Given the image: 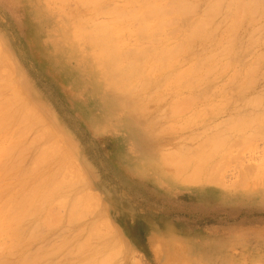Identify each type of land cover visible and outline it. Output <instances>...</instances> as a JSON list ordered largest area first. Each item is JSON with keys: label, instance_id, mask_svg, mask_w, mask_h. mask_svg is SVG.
I'll list each match as a JSON object with an SVG mask.
<instances>
[{"label": "rangeland", "instance_id": "374dc122", "mask_svg": "<svg viewBox=\"0 0 264 264\" xmlns=\"http://www.w3.org/2000/svg\"><path fill=\"white\" fill-rule=\"evenodd\" d=\"M107 1L111 3V0L104 1L108 5L104 8L110 6L113 8V5L108 4ZM115 1L112 0L115 5L123 1L126 2V0ZM214 1L189 0L188 2L194 5L195 13L193 11V14L188 15L187 19L191 16L190 19L192 20L186 19L189 21L187 22L183 19L186 17H183V23H180L182 17L180 16L176 19L179 21L175 22L174 28L177 30L176 27L179 25L180 29L186 30L188 27L186 24L206 13L207 5L210 7ZM260 1L256 5L258 8L255 7L257 10L253 7L255 11L250 13L251 9L248 10L249 8H247L248 11L244 14L242 10L246 8H240L242 7L241 4H239L240 6H233V8L228 6L229 3L226 1L222 4L220 2V8H222L217 9L216 11L220 10L219 13L215 11L213 16L219 15L214 16V19L212 18L213 26H209V30H207V35L211 33L206 36L209 40L202 36V39L201 37H199L200 39H193L191 46L190 44L187 45L190 49L186 47L188 50L185 49L184 54L182 53L177 58L180 68L174 67L166 71V78L172 76L170 79L167 78V83H164V72L155 73V78V74L148 71L150 67L147 64V68L142 67V71L145 70L139 78L141 83L144 82L145 88L142 83L143 89L138 85L132 89L131 87H121L116 82L113 71L107 68L106 61L102 56L103 43L97 38L90 39V36L84 35L90 31H85L82 34L76 30L71 9L62 6L60 0H0V56H2L0 58H6L4 61L7 62L8 66L0 59V64L2 62L3 66L0 67L2 68V70L0 69L2 72L0 80L3 85L5 83V85L9 84V87L11 85L18 86L15 87L17 91L15 88L7 90L12 88L4 86L7 87L5 89L0 86V90L3 88L6 90L0 91L3 92V94L0 93L3 95L0 100H9L3 101L0 105L5 103L3 107L8 106L9 109L11 108L10 111H19V115L22 113L23 116L20 115V117L23 118L22 122L25 121V127L30 125L27 124L29 117L31 121L33 119V124L29 121L31 123V126L28 127L29 131H25L27 129L25 128L24 131H21L23 134L19 132L21 129L15 130L17 129L16 126L11 127V130L9 129V132L12 131V133L15 130L13 136L12 133L3 132L5 133L2 134L5 135L4 138L0 134V138H4L3 140L0 139V144L2 143L0 146V148L2 147V150L0 149V168L4 170L7 166V170L5 169L3 173L0 169V217L3 215L2 221L0 220L3 227L0 229V244L2 246H0V250H3V252L0 251V264H19V262L20 264H76V262L79 264L80 254L77 253L76 248L92 243H94L92 247L101 248L100 250H104L106 246L104 243H108V246L112 243L110 248L105 249V251L107 250L108 253L109 249L114 247V251L112 250L111 253L118 252L119 254H115L113 256L115 261L111 260L113 263L110 262L109 264H264V137H262L264 132L260 131V128H258L260 134L257 131H252L262 122L257 126L253 124L254 127L249 125L252 130L249 128L245 130L247 133L253 132L252 137L258 134L256 137L259 139L250 136L248 139L250 144L247 143L248 141L246 143L244 141L248 137L245 131L247 136L244 138L240 136L241 133H238L240 135L237 136L238 134L233 131L228 132V128H226L229 127L226 125L232 119L234 122L235 118L238 119L240 116L246 118V116L257 115L259 117L264 111V103L262 104L264 102V63L263 61H261L262 63L258 62L259 55L261 57L262 52L264 55V1ZM125 2L121 4H125ZM105 3L104 5H106ZM119 5L116 6L117 8L115 7L117 10L125 9V5H122L121 8ZM259 5L263 8H260ZM235 7H239L238 9L241 11L236 12ZM229 8L232 12L228 11ZM240 14L241 16H239ZM83 15L85 13L81 16ZM223 18H225V22H222ZM97 19L100 20V23L103 20L107 23L106 20L109 18L99 15ZM234 21L236 23H233ZM91 26L90 29H92ZM129 26H125L129 29L124 27L125 29L121 32L120 40L122 39V42H120L124 45H121L122 47H126V49L133 47L136 51L154 46V44L149 45L151 42L149 41V43L148 39H139L142 40L143 46L136 39L137 27L133 25L136 27L134 29L133 26ZM184 26H187L186 29ZM214 26L215 28H213ZM167 30L170 33L169 28ZM181 32L177 31L179 34H174L181 36L183 34ZM164 34L167 35V32ZM166 35H161V37ZM168 37V39L163 38V44L165 41L167 42L166 45H169L168 41L173 40V34L172 37L171 34ZM134 39L136 40L134 41ZM193 42L194 44H192ZM138 44H142V46H137ZM222 48L227 50L225 52H223L224 50L219 51ZM155 49L153 48L152 51L150 49L151 55L154 52L157 53L158 49H156L157 51ZM218 51L223 53L218 54ZM215 52L217 57L223 54H227V57L219 56L222 59L215 64L213 63L214 66L212 63L206 65L202 77L192 79L191 82L193 80L196 82L194 81L190 87L185 86L184 88L188 87L191 90L173 88L177 83V81L174 82L175 79L178 80L176 74L178 68L185 69L197 58L207 59ZM156 55L152 60H157ZM216 65L217 67H215ZM248 67L252 71L249 72ZM146 69L149 74L145 73ZM209 69H213V71L211 70L213 73ZM174 73L176 76L173 78ZM162 74L164 76L161 78ZM171 79H174L172 82L175 84L170 82ZM156 80L160 81L166 88H162L160 91L162 84L159 82L160 86L159 84L157 86L159 90L155 87L156 90L152 91L157 85ZM2 84L0 82V85ZM169 86L170 88H168ZM18 89L20 90L18 91ZM151 94L155 97V101L160 103L159 105H157L158 103L149 105L144 101L143 98ZM155 94L159 96L156 97ZM14 95L22 102H17V105L20 104L19 106L15 103L18 99L15 97L14 99ZM190 95L192 100L188 98ZM8 96H12L13 100ZM186 96L188 97L185 98ZM254 97L256 100L259 97V102H261V105L260 103L257 104L258 107L255 105L256 108L253 107L254 104L252 105ZM10 100H12L13 106H9ZM179 100L184 101L185 104L189 102L193 105L188 104L186 107L184 102H181L183 104L181 107L180 103L177 102ZM249 100L251 106L247 103ZM174 103L176 105L173 106ZM177 105L178 108L180 107L179 110H183L184 113L179 111L181 114L179 112L177 115L174 114L172 110L175 106L177 108ZM22 108L23 111L28 108L27 112H29L26 114L29 117L21 112ZM166 111H169L168 114ZM169 113H173L174 116ZM166 115H170L169 118ZM197 115L201 116L195 118ZM34 119H36L35 121L40 120L36 127L35 123L37 124V122ZM172 119H176V121ZM41 122L44 123L43 128L45 126L48 128L39 129ZM35 128H38L36 134L39 130L41 134H44L40 135L41 140L39 139V142L37 138L40 137H36L34 134ZM220 130L227 131L222 133ZM217 132L221 142L224 141L223 136L227 134L226 143L224 142L225 148L220 149L222 152H216L217 156L213 154L215 158L212 156L206 160L207 162L204 161L206 162L204 163L205 167H207L201 170L204 174L202 175L200 172V178L198 177L199 180L203 181L198 182L196 180L197 182L193 181L196 184H190L191 182L188 181V183L183 177H181L182 179H179L180 177L175 179L177 176H173V171L169 169L166 157L169 158L172 155L187 157L189 155L190 158L191 154L201 148V143L203 144L207 137L216 136ZM244 132H242L243 135ZM0 133H2V129ZM25 136L27 137L25 138ZM50 137L56 140L54 143L58 140L60 144L52 145L53 139ZM21 138L25 139V142H21ZM240 138L241 140L244 138V140L241 141ZM45 139L47 140L45 141ZM33 140H36V145ZM19 141L21 145L18 143ZM42 141L44 142L40 143ZM243 141L244 144H242ZM15 143L20 145L21 152H19L17 144L18 148L15 147ZM46 143L51 144L47 145ZM230 143L235 145L229 146ZM7 145H10L8 150H6ZM239 146L242 149V151L240 148L237 149L239 153L232 150ZM16 148L18 152L15 151ZM226 148L229 149L226 150ZM230 149L232 153L227 152ZM37 152L39 155H36ZM223 153L229 154V156L223 155ZM40 154L42 155L40 156ZM234 154H237L236 157ZM13 155L19 157L12 160ZM6 157L8 159L10 157V159L8 160ZM161 157L166 158L164 160L166 164L163 163L167 165V169L160 162ZM226 157L231 158L227 161ZM214 159L217 163H214ZM220 159H222L221 162ZM18 161L21 162L20 165ZM225 161L226 165L223 164ZM228 163L229 165H227ZM63 164H66L65 167ZM254 164H257V167L259 166L261 169L256 168ZM66 167H68L67 170ZM52 168H55L54 171L56 172ZM254 168L255 170H253ZM204 169H207L209 173ZM214 170L216 172L212 174ZM32 171L33 173L36 172V175L32 174ZM252 171H254V175ZM37 174L42 175L38 176ZM201 175L206 177L208 175L211 178L213 176L214 179L212 180L214 181L210 183V177L207 179L204 176L205 179L204 177L201 178ZM48 176L51 178L49 179ZM46 179L52 181L47 182L48 184L45 183L46 185L42 184ZM23 180L25 182H22ZM36 180L40 181L37 182ZM243 180H246L244 181L246 183ZM200 182H203L204 185ZM36 185L38 188L35 187ZM240 185L241 187H239ZM42 190L44 191L42 192ZM90 195L93 198L92 200L90 198L92 203H88L89 200H87L88 197H91ZM60 197L64 198L60 199ZM84 197L87 198L84 202L86 206L81 204ZM68 199L70 200L68 201ZM71 201L76 204H72ZM78 201L82 207L78 205ZM48 204L50 205L47 207ZM39 206L42 209L39 208L38 210ZM73 207L75 209L71 211ZM46 208L53 209V213ZM18 210L23 215H20ZM48 212L51 214L50 217L46 215ZM6 213L9 215L7 216ZM13 213L17 214V218ZM78 213L80 216L76 215ZM15 218L17 220H14ZM7 223H9V227ZM105 224H107L106 227ZM64 249L68 250L66 251L67 255Z\"/></svg>", "mask_w": 264, "mask_h": 264}, {"label": "bare ground", "instance_id": "6f19581e", "mask_svg": "<svg viewBox=\"0 0 264 264\" xmlns=\"http://www.w3.org/2000/svg\"><path fill=\"white\" fill-rule=\"evenodd\" d=\"M104 1H106V0H60V2H61V5L62 6H65V7H68V8H70L71 10V12L73 13V15H74V25H75V27H76V30H78V31H80L82 34H84V32L85 31H90L88 34H84L86 37H89L90 39H92V38H97L99 41H101V43H103V48H102V56H103V58H104V60L106 61L105 63H106V66H107V68H109V70H112L113 71V74H114V76H115V79H116V82L121 86V87H131L132 89L134 88L135 89V86H141L142 85V83H143V85H144V82L142 81V83H141V79H139L141 76H142V72L145 70H143L142 71V67H146V65L147 64H149V65H147L148 67H150V69L148 70L151 74H155V73H162V72H164L163 74L165 75L166 74V71L167 70H171L172 68H174V67H179V62H177V58L180 56V55H182V53L185 51V49L186 50H188L187 48H189L190 49V47H188L189 46V44H190V46H191V41H193V39H200L199 37H201V39H202V36L204 37V38H206V36H209L211 33H209L208 35H207V30H209L208 28H209V26H213V23H211V21H213L212 20V18L214 19L215 17H217V16H213V14H215V11L217 10V9H221L220 8V4H222V2H224L225 3V1L227 2V3H229V4H227L228 6H240L239 4H241V6L242 7H240V8H242V9H245V10H242V12H243V14L244 13H246V11H248V10H250L251 9V11H250V13L252 12V11H255V10H257V9H255V7H256V5L258 4V2H261L260 0H212V1H214V3L213 4H211V6L210 7H208V5H207V7H206V13H204L202 16H200L199 18H197L196 20H194L193 22L191 21L190 23H187L186 25H188V27H187V29H186V27H185V29L186 30H184V29H180L179 28V25H178V27H176L177 28V30L174 28V24H175V22H177V21H179V19L178 20H176L178 17H180V16H182L181 17V21H179L180 23H183V21H182V18L183 17H186V18H183V19H187V16L188 15H192L193 14V11H194V8H193V6L194 5H192L191 3H189L188 1L189 0H126V2L125 1H123V2H125V4H121V3H123V2H120L119 4H121V5H119L120 6V8L122 7V5H125V9L123 10V8L120 10V9H116L117 7L116 6H118V5H115L113 2H112V0H111V3L110 2H108V4H112L113 6V8H104V7H108V5H107V3H105ZM110 1V0H109ZM114 2H116L115 0H113ZM118 1H121V0H118ZM117 1V2H118ZM242 1V2H241ZM264 1V0H263ZM221 2V3H220ZM102 3H103V5H104V3L106 4V5H102ZM210 3H212L211 1H210ZM209 3V4H210ZM220 3V4H219ZM218 4H219V6H218ZM224 5V4H223ZM226 5V4H225ZM264 5V4H263ZM262 5V6H263ZM217 6H218V8H217ZM222 6V5H221ZM116 7V8H115ZM226 7V6H225ZM253 7H254V9L255 10H253ZM259 7H260V5H259ZM231 8V7H230ZM230 8H229V10L228 11H231L230 10ZM234 8V7H233ZM236 8V7H235ZM239 8V7H238ZM238 8H236V12L237 11H241L240 9H238ZM247 8H249L248 10H247ZM256 8H258V7H256ZM260 8H263V7H260ZM228 9V8H227ZM204 11H205V8L203 9ZM203 10H202V13H203ZM220 11V10H219ZM219 11H216V12H218L219 13ZM198 12V11H197ZM232 12V11H231ZM231 12H230V15H231ZM241 12V13H242ZM83 13H85V15H87V16H85V15H83V16H81ZM194 13H195V11H194ZM250 13H247V14H250ZM234 14V12L232 13V15ZM236 14V16H238L237 15V13H235ZM99 15L100 16H106V17H108L109 19L108 20H106V21H108L107 23L106 22H103V21H101V23H100V20L99 19H97V17H99ZM211 15H212V17H211ZM225 15V14H224ZM224 15H223V17H224ZM226 15H228L227 13H226ZM229 16V15H228ZM235 15H233V17H234ZM239 16H241V14L239 15ZM82 17H83V19H82ZM190 17L191 16H189L188 18L189 19H187V20H192V19H190ZM193 17H194V15H193ZM210 17H211V19H210ZM232 17V16H231ZM225 18H226V16H225ZM225 18H223L222 20V22H225ZM85 19V20H84ZM236 19V18H235ZM238 19V18H237ZM99 20V22H97ZM186 20V21H187ZM189 21H187V22H189ZM85 23H86V25L89 27L88 29L86 28L87 26L85 25ZM88 23V24H87ZM232 23V22H231ZM233 23H236L235 21L233 22ZM232 23V24H233ZM211 24V25H210ZM92 25V26H91ZM129 25H131V26H133V25H135L136 27H137V35H136V39H137V41H140L139 39H142V40H147L148 39V42L150 43H148L149 45H152V44H154V46H148L147 48H143V49H139V50H136V47H135V50L136 51H134V48L133 47H129V49H126V47L124 48V47H122V46H124V45H122L121 44V40H120V37H121V35H122V30L123 29H125V28H127V29H129L128 27H125V26H129ZM176 25V26H177ZM184 25V24H183ZM90 26H91V28L92 29H90ZM135 26H133L134 27V29L136 28ZM125 27V28H124ZM130 27V26H129ZM85 28V29H84ZM132 28V27H131ZM169 28V30H170V33H168V29ZM213 28H215V26L213 27ZM178 29H180V30H178ZM212 29V28H211ZM210 29V30H211ZM84 30V31H83ZM167 30V31H166ZM182 30H184V31H182ZM213 30V29H212ZM136 31V30H135ZM177 31L180 33L181 31L183 32V34H182V32H181V36H177L176 34H174V33H177ZM131 32V31H130ZM129 32V33H130ZM164 32H167V35L169 34H171V37H172V34H173V40L171 41V40H167L169 37V35L167 36L166 34H164ZM128 33V32H127ZM128 33V34H129ZM133 33V32H132ZM131 33V34H132ZM179 33H177V34H179ZM127 34V35H128ZM125 35H126V33H125ZM161 35H166V36H164V37H166L167 39V41H168V43H170L169 45H166V43L167 42H165L164 41V44H165V46H164V44H163V38L161 37ZM174 35H176V36H174ZM125 37V36H124ZM175 37V38H174ZM123 38V37H122ZM130 38H131V36H130ZM135 38V37H134ZM203 38V39H204ZM210 38H211V36H210ZM133 39V38H132ZM136 39H134V41L136 40ZM206 39H208V38H206ZM213 39V38H212ZM131 40V39H130ZM141 40V41H142ZM165 40V39H164ZM209 40V39H208ZM121 41V42H120ZM132 41V40H131ZM136 41V42H137ZM140 41V42H141ZM195 41V40H194ZM204 41V40H203ZM127 42V41H126ZM130 42V41H129ZM143 42H146V41H143ZM202 42V41H201ZM212 42V41H211ZM132 43V42H131ZM131 43H129V44H131ZM135 43V42H134ZM133 43V44H134ZM142 43V42H141ZM147 43V42H146ZM125 44V43H124ZM137 44V43H136ZM136 44H135V46H136ZM143 44V43H142ZM142 44H138L137 46H142ZM192 44H194V42L192 43ZM122 45V46H121ZM188 45V46H187ZM128 46H130V45H128ZM143 46H144V44H143ZM149 47H150V49H151V51H152V49L154 48H156V49H158V51H157V53H153L152 55H151V51H150V49H149ZM187 47V48H186ZM128 48V47H127ZM130 48H133L132 50L130 49ZM131 50V51H130ZM223 51V52H225V50H227L226 48L225 49H220L219 51ZM217 52L218 54H222L223 52ZM2 53V52H1ZM217 53L215 52V54H212L209 58H207V59H205V58H200V59H196L195 61H193L194 63H190L189 64V66L188 67H186L185 69H179L178 68V71H177V77H178V80L177 79H175V81L174 82H176L177 81V83L175 84V83H173L172 81L174 80V79H171V83H173V84H175V86H173V88H182V89H184L185 88V86H191L192 85V82H194L195 80H193L192 82H191V80L192 79H195L196 77H198V79L199 78H201L202 77V72H203V69H205V66L206 65H208V64H210L211 65V63H212V65H213V63L215 64V63H217L218 62V60H220V59H222L223 57V55L222 56H220V57H222V58H220L219 56L217 57ZM227 53H228V51H227ZM155 54H157L156 55V58H157V60L156 59H153L152 60V58H155ZM184 54V53H183ZM3 55V54H2ZM227 54H225L224 56H226ZM0 57H2V56H0ZM183 57V56H182ZM227 57V56H226ZM217 58V59H216ZM1 59V58H0ZM6 59V58H5ZM4 58H2L1 60H3L2 62L4 63V64H6V66H7V62H5L4 60H5ZM258 59V58H257ZM0 60V61H1ZM214 60H217L216 62L214 61ZM185 61V60H184ZM261 62V61H263V63H264V55H263V52H262V54H261V57H260V55H259V60H258V62ZM2 62H1V66L0 67H3L2 66ZM183 62V61H182ZM181 62V63H182ZM186 62V61H185ZM189 62V61H188ZM258 62H256V58H255V63L257 64ZM8 63H9V61H8ZM184 63V62H183ZM262 63V62H261ZM260 64V63H259ZM214 66V65H213ZM8 67V66H7ZM6 67V68H7ZM208 67V66H207ZM211 67V66H210ZM215 67H217V65L215 66ZM147 68V67H146ZM171 68V69H170ZM182 68V67H181ZM249 68V67H248ZM248 68H246V69H248ZM1 70H2V68H0ZM9 69V68H8ZM214 69V68H213ZM213 69H211L212 71H213ZM226 69V68H225ZM251 68H249V72L250 71H252V70H250ZM1 70H0V74H2V72H1ZM9 70H11V69H9ZM180 70H182V71H180ZM210 70V69H209ZM210 70V71H211ZM148 71H147V69H146V71H145V73L146 74H149L148 73ZM208 71V70H207ZM211 71V72H212ZM248 71V70H247ZM169 72H171V71H169ZM176 72V71H175ZM205 74L206 73H209V72H204ZM213 73V72H212ZM8 74V73H7ZM160 74H157V75H159L160 76ZM161 75V78H162V76H164V75ZM175 74V73H174ZM176 74L173 76V78L176 76ZM211 73H209V75H210ZM247 75H250V74H248V73H246ZM245 74V75H246ZM167 75V74H166ZM166 75H165V77H163V79L165 78V80H164V83H167V78L168 79H170V78H172V76L169 78L168 76H167V78H166ZM201 75V76H200ZM6 76V75H5ZM156 76V74L154 75V77ZM204 76V75H203ZM206 76V75H205ZM208 76V75H207ZM151 77H153V75H151ZM194 77V78H193ZM4 78V77H3ZM7 78V77H6ZM156 78V77H155ZM139 79V80H138ZM202 79H204V78H202ZM158 80V79H157ZM156 80V81H157ZM167 80V81H166ZM248 80H249V78H248ZM155 81V83H157V85L156 86H154V88L156 87L157 89H158V84H159V82L157 81L156 82ZM166 81V82H165ZM0 82H1V84H2V81L0 80ZM11 82H12V80H11ZM11 82H9L10 84H11ZM16 82V81H15ZM196 82V81H195ZM197 82H198V80H197ZM201 82V81H200ZM202 82H204V81H202ZM7 83V82H6ZM161 83V82H160ZM169 83V82H168ZM249 83V82H248ZM146 84V83H145ZM149 84H150V82H149ZM162 84V83H161ZM9 85V84H8ZM8 85H5V83H4V85L2 84V85H0L1 87L3 86H8ZM13 85H14V83H13ZM167 85V84H166ZM169 85V84H168ZM167 85V86H168ZM171 86H172V84H170ZM199 85V84H198ZM10 86V85H9ZM8 86V87H9ZM147 86H148V83H147ZM159 86H160V84H159ZM1 87H0V89H1ZM16 86H12L11 85V87H9V88H12V89H7V87L5 88V89H7V90H13L14 88H15ZM18 87V86H17ZM16 87V88H17ZM142 87V86H141ZM141 87H139V88H141ZM144 88H145V85L143 86ZM143 87H142V89H143ZM3 88V89H4ZM16 88H15V90H16ZM156 88L155 89H153L152 91H155L156 90ZM160 88V87H159ZM162 88H166V86L164 87L163 86V84L161 85V88H160V91H161V89ZM168 88H170V86L168 87ZM0 90V91H6V90ZM126 89V88H125ZM150 89V88H149ZM186 89H189L188 87L186 88ZM186 89H184V90H186ZM20 89H18V91H19ZM159 90V89H158ZM178 90V89H177ZM184 90H182V91H184ZM189 90H191V89H189ZM195 90V89H194ZM17 91V90H16ZM163 91V90H162ZM174 91H176V90H174ZM181 91V90H180ZM204 92V91H203ZM0 93H2L3 94V92H0ZM9 93V92H8ZM14 93V92H13ZM18 93V92H17ZM20 93V92H19ZM181 93V92H180ZM1 94V95H2ZM4 94H6L5 92H4ZM154 94V93H153ZM0 95V98L1 97H3V95L1 96ZM10 95V94H9ZM17 95V94H16ZM156 95V94H155ZM169 95H171V94H169ZM173 95H174V92H173ZM19 96V95H18ZM143 96H145V95H143ZM157 96H159V95H156V97ZM8 97H10V96H8ZM12 97V96H11ZM10 97V99H12L13 100V98L15 97L16 99H18V97H16L15 95L13 96V98H11ZM173 97V96H172ZM176 97H178V96H176ZM188 96H186L185 98H187ZM193 97V96H192ZM201 97H203V96H201ZM207 97V96H206ZM4 98H6V97H4ZM14 98V99H15ZM175 98V97H174ZM182 98H184V97H182ZM190 100H192L191 99V95L188 97ZM194 98H195V95H194ZM259 98V97H258ZM257 98V100H256V97H254L253 98V100H252V105H253V107L254 108H256V107H258V105H259V103H260V105H261V102H259L260 100ZM144 101L146 102V103H148L149 105H152V104H154V103H158L157 101H155V97H153V95L151 94L150 96H145L144 98ZM206 99V98H205ZM209 99H211V98H209ZM261 99V98H260ZM7 100L8 99H5V100H3L2 99V101L0 100V103H2L3 101H6L7 102ZM12 100H10L11 102H9V106L10 105H12ZM161 100V99H160ZM159 100V101H160ZM193 100H195V99H193ZM199 100V99H198ZM204 100V99H203ZM256 100V101H255ZM9 101V100H8ZM172 101H173V99H172ZM258 101V102H257ZM261 101H262V99H261ZM17 102H20V103H22L19 99H18V101H16L15 103H16V105H17ZM161 102V101H160ZM171 102V101H170ZM178 103H180V106L182 107V105L184 104V105H186V107H187V105L189 104V105H193V104H190L189 102H188V104H185V102L184 101H177ZM181 102H184L183 104L181 103ZM196 102H197V100H196ZM246 102V101H245ZM251 101L249 100L247 103H249L248 105H250L251 106V103H250ZM177 103V104H178ZM187 103V102H186ZM247 103H244V104H247ZM264 102H262V104H263ZM5 104V103H4ZM3 104V105H4ZM160 103H158L157 105H159ZM182 104V105H181ZM203 104V103H202ZM258 104V105H257ZM3 105L1 104L0 105V131H1V129H2V133H0L1 135L2 134H5V133H3V132H8V133H12V131L11 132H9V129L11 130V127L13 128V126H16V128L17 129H15V130H20L19 132L21 133V131H24L25 130V128H27L25 131H27L28 130V127H30L31 126V123L29 122V121H31L30 120V117L27 115L28 114V112H27V109H24V111L26 110V112H24L23 111V108H25V107H23L22 108V111L21 112H23V114L25 115L26 113V115L29 117V121H27V124H30V125H27V127H25V125L24 124H26L25 123V121L24 122H22V117H20V115L22 114H20L19 115V111H17V110H15V111H10V109L8 108V106L6 107V106H4L3 107ZM15 105V104H14ZM20 104H18L17 106H19ZM156 105V104H155ZM174 105H176V103H174L173 104V106ZM179 105V104H178ZM178 105H177V108H175L174 107V110H172L173 109V106H172V111H174V114H179L180 112L179 111H183V110H179L180 109V107L178 108ZM255 105H256V107H255ZM13 106V105H12ZM28 106V105H27ZM197 106V105H196ZM203 106V105H202ZM185 107V106H184ZM188 107H191V106H188ZM193 107V106H192ZM201 107V106H200ZM246 107H249V106H247L246 105ZM3 108V109H2ZM9 110H8V109ZM20 108H21V106H20ZM30 108V107H29ZM202 108V107H201ZM17 109V108H16ZM183 109V108H182ZM190 109V108H189ZM215 109V108H214ZM33 110V109H32ZM168 110H169V108H168ZM195 110H196V108H195ZM169 112V111H168ZM168 112L166 111V113L168 114ZM179 112V113H178ZM191 112V111H190ZM196 112H197V110H196ZM213 112V111H212ZM33 113V112H32ZM31 113V114H32ZM182 113H184V111L182 112ZM199 113V112H198ZM197 113V114H198ZM204 113V112H203ZM263 113H264V111H262V116L260 115V114H258V115H260L259 117L257 116V115H251V117L250 116H246V118L244 117H242V116H240V118L238 117V119H236L235 118V121L234 122H232V120L230 121L231 122V124H230V122L226 125V126H229V127H226V128H228L227 130H228V132H230V131H233V132H235L236 134H238V133H241L242 135H240V134H238L237 136H242V137H246L247 135H248V137H247V139L245 138V140H244V138L242 139V140H244L245 141V143L248 141V139H250V136L252 135V133H250L249 131V133H247L245 130L247 129L248 130V128L250 129V127H249V125L251 126H253V124H254V126H257V124H260L261 122V124L258 126V127H254V129L255 128H257L256 130H252V129H250V130H252V131H257L258 132V128H260V131L262 130V132H264L263 130H264V127H263V125H264V115H263ZM30 114V113H29ZM36 114V113H35ZM170 115H173V113H169ZM181 114V113H180ZM33 115V114H32ZM170 115H166L168 118H169V116ZM175 115V116H176ZM21 116H23V115H21ZM31 116V115H30ZM174 116V115H173ZM180 116V115H179ZM201 116V115H200ZM200 116H196L195 118H199ZM257 116V117H256ZM28 117H27V119H28ZM33 117H34V115H33ZM172 117V116H171ZM178 117V116H177ZM37 118H38V115H37ZM174 118V117H173ZM171 119V118H170ZM36 119H34V121H35ZM172 120H175L176 121V119H172ZM195 120V119H194ZM193 120V121H194ZM32 121H33V119H32ZM31 121V122H32ZM40 120H38V121H35V122H37V124L35 123V127L37 126V125H39L38 123H40L39 122ZM178 121V120H177ZM172 122V121H171ZM255 122H256V124H255ZM42 123V122H41ZM252 123V124H251ZM32 124H33V122H32ZM43 124L44 123H42L41 124V126L40 127H38L39 129L41 128V129H44L45 127L46 128H48L47 126H45L44 128H43ZM230 124V125H229ZM225 125V124H224ZM262 125V126H261ZM19 126H21L19 129H18V127ZM177 126V125H176ZM179 127V126H178ZM223 127H225V126H223ZM222 127V128H223ZM253 127H251V128H253ZM15 128V127H14ZM34 128V127H33ZM37 128V129H38ZM173 128V127H172ZM262 128V129H261ZM36 128H35V133L34 134H36V130H37ZM170 129V128H169ZM224 129V128H223ZM229 129H231V130H229ZM8 130V131H7ZM13 130V129H12ZM15 130H14V132H15ZM34 130V129H33ZM227 130H220L222 133L223 132H225V131H227ZM29 131V130H28ZM40 131V130H39ZM39 131H37V134H36V137H40V135H44V134H41V131L39 132ZM49 131H50V129H49ZM48 131V132H49ZM174 131V130H173ZM219 131V132H220ZM247 133V135H245V132ZM12 133V136H13V134H15V133ZM18 132V133H19ZM44 132V131H43ZM167 132V131H166ZM220 132V134H222ZM232 132V133H233ZM242 132H244V135H243V133ZM256 132V133H257ZM261 132V133H262ZM7 133V134H8ZM45 133H46V131H45ZM255 133V134H256ZM16 134H17V132H16ZM21 134H23V133H21ZM26 134V133H25ZM48 134V133H47ZM50 134V133H49ZM250 134V135H249ZM255 134H253V135H255ZM258 134H260L259 132H258ZM258 134H256V136L258 135ZM27 135V134H26ZM229 136H230V134H228ZM231 135H233V134H231ZM4 138H5V135H2ZM7 136V135H6ZM11 136V135H10ZM10 136H8V137H10ZM33 137L35 136V135H32ZM255 136V137H256ZM260 137L262 136V134L261 135H259ZM18 137V136H17ZM27 136H25V138H26ZM31 137V136H30ZM43 137V136H42ZM222 137V136H221ZM224 138V141L222 140V142H221V139H220V136H219V134H218V132H217V135L216 136H214L213 135V137H207V139H206V141L202 144L201 143V148L198 150V151H194L195 153H193V154H195V155H193V154H191V157L189 158L188 156L186 157H181L182 155H180V156H174V155H170L171 157H166L167 158V163H168V167H169V169H171L172 171H173V176L175 177V176H177L175 179H177V178H179V179H182L181 177H183V179H185V181H190L191 183L190 184H192V183H195L196 184V180H198V182L199 181H203V180H199L198 179V177H199V174H200V172H201V170H203V168L205 167V164L204 163H206L207 161L206 160H208L210 157H212L213 156V154L214 155H216L217 153H218V151L220 152L221 150L220 149H223V148H225L224 146V142H225V140H227V134L225 135V136H223ZM241 137V138H242ZM254 137V136H253ZM252 136H251V138H253ZM254 137V139H256V138H258V137H256L255 138ZM262 137H264V135L262 136ZM4 138H0V139H4ZM20 138V137H19ZM23 138V137H22ZM20 139V140H22L21 142H23L24 140L23 139ZM46 138V137H45ZM51 138V137H50ZM49 138V139H50ZM206 138V137H205ZM204 138V139H205ZM226 138V139H225ZM241 138H240V140H241ZM6 139H7V137H6ZM11 139H12V137H11ZM14 139H16L15 137H14ZM28 139V138H27ZM30 139V138H29ZM35 139V138H34ZM39 139L41 140V137L40 138H37V141L39 142ZM48 139V138H47ZM47 139H45V141L47 140ZM51 139H53V143H52V145L53 144H55V143H59L60 144V142H58V140H57V142H55L54 143V141H56L53 137L51 138ZM229 139V138H228ZM259 139V138H258ZM8 140V139H7ZM233 140V139H232ZM239 140V141H240ZM241 140V141H242ZM252 140V139H251ZM264 140V139H263ZM1 141V140H0ZM9 141V140H8ZM15 141V140H14ZM26 141H28V140H26ZM30 141V140H29ZM34 141V140H33ZM36 141V140H35ZM34 141V142H35ZM49 141H51V140H49ZM230 141V140H229ZM234 141V140H233ZM238 141V142H239ZM240 141V142H241ZM244 141L242 142V144H244ZM7 142V141H6ZM16 142V141H15ZM25 142V141H24ZM37 142V143H38ZM44 141H42V142H40V143H43ZM232 142V141H231ZM236 142V141H235ZM237 142V143H238ZM250 141H248L247 143H249ZM10 143V142H9ZM12 143H14V142H12ZM20 145H21V143H20V141L18 142ZM27 143V142H26ZM25 143V144H26ZM29 143V142H28ZM50 143V144H51ZM226 143V142H225ZM6 144H8V143H6ZM16 144L17 143H15V147H19L20 145L19 144H17V146H16ZM47 145H50V144H48V143H46ZM58 144V145H59ZM234 144V143H233ZM232 143H230V145L229 146H232L233 145ZM239 144V143H238ZM250 144V143H249ZM2 145V143L0 144V146ZM10 145H11V143H10ZM9 145V146H10ZM29 145H30V143H29ZM34 145V144H33ZM35 145H36V142H35ZM46 145V146H47ZM235 145V144H234ZM239 145H241V144H239ZM8 145H7V147H6V150H8L9 147ZM28 146V145H27ZM37 146H38V144H37ZM45 146V147H46ZM57 146V145H56ZM63 146V145H62ZM61 146V147H62ZM228 146V145H227ZM228 146V147H229ZM11 147H14V146H11ZM17 147V148H18ZM22 147H24L23 145H22ZM40 147V146H39ZM51 147V146H50ZM61 147L59 148V150L61 149ZM199 147H200V145H199ZM241 147H242V145H241ZM245 147V146H244ZM2 148V147H1ZM0 148V149H1ZM3 148H5V147H3ZM16 148V149H17ZM25 148H26V146H25ZM33 148H34V146H33ZM37 148V147H36ZM42 148V147H41ZM44 148V147H43ZM52 148V147H51ZM235 148V147H234ZM232 149L233 151L234 150H236L237 152H238V150H239V148H240V146L239 147H236V149ZM246 148V147H245ZM12 149V148H11ZM27 149V148H26ZM46 149V148H45ZM63 149V148H62ZM229 149V148H228ZM227 148H226V150H228ZM231 149L229 150V151H227L228 153L230 152V153H232L231 152ZM238 149V150H237ZM2 150V149H1ZM28 150V149H27ZM42 150V149H41ZM40 150V151H41ZM65 150V149H64ZM226 150H225V152H226ZM13 151V150H12ZM15 151H17L18 152V149L17 150H15ZM14 151V152H15ZM26 151V150H25ZM38 151V150H37ZM45 151V150H44ZM56 151H58V150H56ZM240 151H242V149L240 148ZM17 152H15V153H17ZM19 152H21V150H20V147H19ZM39 152V151H38ZM37 152V153H38ZM66 152V151H65ZM217 152V153H216ZM222 152V151H221ZM11 153V152H10ZM40 153V152H39ZM39 153L38 154H36V155H39ZM46 153H47V151H46ZM216 153V154H215ZM239 153V152H238ZM8 154H9V152H8ZM48 154V153H47ZM16 155V154H15ZM15 155H13V158H12V160H15L14 158H16V157H19V156H15ZM42 154H40V156H41ZM220 155V154H219ZM223 155H227V154H224L223 153ZM235 155H237V154H234V156ZM12 156V155H11ZM47 156V155H46ZM59 156V155H58ZM217 156V155H216ZM227 156H229V154L227 155ZM231 156V155H230ZM36 157V156H35ZM57 157V156H56ZM64 157H67V156H64ZM224 157V156H223ZM231 157H233V156H231ZM231 157H229V158H231ZM236 157V156H235ZM2 158H4L3 156H2ZM7 158V157H6ZM6 158H5V160H6ZM54 158V157H53ZM165 158V159H166ZM212 158H215V156H213ZM227 158V161H228V157H226ZM8 159V158H7ZM9 159H10V157H9ZM8 159V160H9ZM20 159V158H19ZM47 159V158H46ZM58 159H60V158H58ZM163 157H161V161L160 162H164L165 163V160ZM12 160H11V162H12ZM18 160V159H17ZM49 160V159H48ZM51 160H53V159H51ZM63 160V159H62ZM68 160V159H67ZM163 160V161H162ZM216 159H214V163L216 162L217 163V161H215ZM221 160L222 159H220V162H221ZM224 160H225V158H224ZM232 160V159H231ZM50 161V160H49ZM204 161H206V162H204ZM211 161H213V160H211ZM1 162V161H0ZM3 162V161H2ZM19 162V161H18ZM36 162V161H35ZM42 162H43V159H42ZM61 162V161H60ZM69 162V161H68ZM229 162H230V160H229ZM236 162V161H235ZM20 163L21 162H19V165H20ZM41 163V162H40ZM63 163V162H62ZM161 163V164H162ZM163 163V165L164 166H166V169L168 168L167 167V165H165ZM226 163V161L223 163V164H225ZM231 163H233V162H231ZM4 164V163H3ZM11 164V163H10ZM9 164V165H10ZM42 164V163H41ZM68 164V163H67ZM70 164V163H69ZM76 164V163H75ZM7 165V164H6ZM15 165H16V162H15ZM53 165V164H52ZM66 165V164H65ZM65 165L63 164V166L65 167ZM71 165H73V164H71ZM77 165V164H76ZM207 165V164H206ZM210 165V164H209ZM220 166H221V164H219ZM226 165V164H225ZM227 165H229V163L227 164ZM255 165V164H254ZM13 166V165H12ZM37 166V165H36ZM45 166H46V164H45ZM44 166V167H45ZM47 166H48V164H47ZM56 166V165H55ZM69 166V165H68ZM78 166V165H77ZM76 166V167H77ZM212 166V165H211ZM220 166H218V167H220ZM223 166V165H222ZM250 166V165H249ZM248 166V167H249ZM256 166V168H258L257 167V164L255 165ZM7 167V166H6ZM6 167H5V169H6ZM9 167V166H8ZM16 167V166H15ZM43 167V166H42ZM41 167V168H42ZM50 167H51V165H50ZM57 167H58V164H57ZM60 167H62V166H60ZM63 167V168H64ZM70 167V166H69ZM207 167V166H206ZM205 167V168H206ZM217 167V168H218ZM254 167V166H253ZM17 168H19V167H17ZM33 168V167H32ZM49 168V167H48ZM47 168V169H48ZM56 168V167H55ZM54 168V169H55ZM67 168L68 167H66V170H67ZM210 168V167H209ZM216 168V169H217ZM224 167H222V169H223ZM260 168V167H259ZM1 169V168H0ZM4 169V170H5ZM40 169V168H39ZM50 169V168H49ZM54 169L52 168V170L54 171ZM57 169V168H56ZM61 169V168H60ZM72 169H74L73 168V166H72ZM162 169H164L163 167H162ZM212 169V168H211ZM221 169V170H222ZM225 169V168H224ZM247 169V168H246ZM245 169V170H246ZM252 169V168H251ZM261 169V168H260ZM2 170V173L4 172V170L3 169H1ZM7 170V169H6ZM30 170V169H29ZM65 170V169H64ZM204 170H207V169H204ZM210 170V169H209ZM220 170V169H219ZM253 170H255V168L253 169ZM259 170V169H258ZM27 171V170H26ZM36 171V170H35ZM59 171V170H58ZM208 171V170H207ZM260 172H261V170H259ZM36 172H38V171H36ZM35 172V173H36ZM40 172V171H39ZM42 172V171H41ZM54 172H56V171H54ZM203 172V171H202ZM201 172V173H202ZM215 170H214V172L212 173V174H215ZM219 171H218V169H217V173H218ZM248 172V171H247ZM254 171H252V174L254 175V173H253ZM259 172V173H260ZM35 173H33V171H32V174H34V175H36ZM188 173H190V174H188ZM206 173V172H205ZM208 173H209V171H208ZM211 173V172H210ZM217 173H216V175H217ZM257 173H258V171H257ZM15 174V173H14ZM31 174V175H32ZM52 174V173H51ZM50 174V175H51ZM204 173H202V175H203ZM219 174V173H218ZM248 174V173H247ZM251 174V175H252ZM1 175V174H0ZM30 175V176H31ZM38 175V174H37ZM40 176L42 175V174H39ZM38 175V176H39ZM49 175V176H50ZM201 175V176H202ZM206 175V174H205ZM204 175V176H205ZM220 175V174H219ZM219 175H217V176H219ZM44 176V175H43ZM49 176H48V178H49ZM52 176V175H51ZM204 176H202L201 178H203ZM212 176V175H211ZM260 176V175H259ZM7 177V176H6ZM206 177V176H205ZM204 177V178H205ZM207 177H210V176H208L207 175ZM206 177V178H207ZM216 177V176H215ZM253 177V176H252ZM256 177V176H255ZM5 178V177H4ZM39 178V177H38ZM51 178V177H50ZM49 178V179H50ZM76 178V177H75ZM78 178V177H77ZM200 178V177H199ZM205 178V179H206ZM211 178V177H210ZM209 178V179H210ZM217 178V177H216ZM215 178V179H216ZM221 178V177H220ZM242 178V177H241ZM240 178V179H241ZM40 179V178H39ZM49 179H46L45 181H44V183H42V184H45V183H47V182H51L52 180H49ZM55 179V178H54ZM204 179V180H205ZM208 179V178H207ZM212 179H214L213 178V176H212V178H211V180H210V183H211V181H214V180H212ZM219 179V178H218ZM249 179V178H248ZM251 179V178H250ZM9 180V179H8ZM26 180V179H25ZM27 180H28V177H27ZM31 180V179H30ZM47 180H49V181H47ZM57 180H58V178H57ZM252 180H253V178H252ZM10 181H12V180H10ZM32 181V180H31ZM31 181H29V182H31ZM37 181V180H36ZM38 181H40V180H38ZM37 181V182H38ZM183 181V180H182ZM184 181V183H186ZM193 181H196V182H193ZM206 181V180H205ZM238 181V180H237ZM244 181H246V180H243V182ZM22 182H25L24 180L22 181ZM28 182V181H27ZM33 182V181H32ZM55 182V181H54ZM242 182V183H243ZM252 182V181H251ZM258 182V181H257ZM257 182H256V184H257ZM36 183V182H35ZM40 183V182H39ZM38 183V184H39ZM53 183V182H52ZM57 183V182H56ZM189 183V182H188ZM188 183H186V184H188ZM203 182H200V184H202ZM207 183V182H206ZM210 183H209V185H210ZM244 183H246V182H244ZM26 184V183H25ZM48 184V183H47ZM198 184V183H197ZM212 184H213V182H212ZM1 185V184H0ZM18 185V184H17ZM19 185H20V180H19ZM22 185V184H21ZM32 185V184H31ZM41 185V184H40ZM46 185V184H45ZM52 185V184H51ZM203 185H204V183H203ZM244 185V184H243ZM254 185V183L252 184V186ZM16 186V185H15ZM44 186V185H43ZM235 186H237V184H235ZM246 186H248L247 184H246ZM33 187V186H32ZM35 187H37V185L35 186ZM34 187V188H35ZM40 187V186H39ZM41 187H42V185H41ZM40 187V188H41ZM45 187V186H44ZM238 187V186H237ZM239 187H241V185L239 186ZM244 187V186H243ZM15 188H17V187H15ZM22 188V187H21ZM38 188V187H37ZM39 188V189H40ZM10 189V188H9ZM12 189V188H11ZM43 189H45V188H43ZM47 189H50V188H47ZM47 189H46V192H47ZM246 189V188H245ZM25 190V189H24ZM51 190V189H50ZM54 190V189H53ZM32 191V190H31ZM30 191V192H31ZM44 190H42V192H43ZM29 192V191H28ZM36 192V191H35ZM38 192H40V191H38ZM45 192V193H46ZM37 193V192H36ZM17 194V193H16ZM29 194V193H28ZM35 194V193H34ZM38 194V193H37ZM36 195V194H35ZM46 195H47V193H46ZM50 195V194H49ZM25 196V195H24ZM41 196H43V195H41ZM65 196V195H64ZM79 196H81V195H79ZM84 196V195H83ZM89 196V195H88ZM91 196V195H90ZM17 197V196H16ZM26 197V196H25ZM29 197V196H28ZM38 197H39V194H38ZM27 198V197H26ZM43 198V197H42ZM46 198V197H45ZM52 198V197H51ZM62 198H64V197H62ZM61 197H60V199H62ZM76 198V197H75ZM82 198V197H81ZM89 199H87V198H83L84 199V201H81V200H79V201H81V202H83V203H81V204H83V205H85L86 206V203H84L85 201H86V199L87 200H89L88 201V203L89 202H91V200L93 199L92 198V196L91 197H88ZM90 198H91V200H90ZM17 199V198H16ZM33 199H34V197H33ZM32 199V200H33ZM72 199H73V197H72ZM71 199V200H72ZM82 199V200H83ZM41 200V199H40ZM43 200H44V198H43ZM47 200H48V198H47ZM52 200V199H51ZM57 200V199H56ZM70 199H68V201H69ZM17 201V200H16ZM25 201V200H24ZM28 201V200H27ZM35 201H36V198H35ZM45 201V200H44ZM62 201H64V200H62ZM76 201V200H75ZM78 201V202H79ZM10 202V201H9ZM30 202V201H29ZM50 202V201H49ZM57 202H58V200H57ZM71 202H73L72 204H74V201H71ZM31 203H32V201H31ZM31 203H29V204H31ZM33 203H35V202H33ZM46 203V202H45ZM64 203V202H63ZM92 203V202H91ZM9 205H10V203H8ZM7 204V205H8ZM14 204V203H13ZM21 204V203H20ZM55 204H57L56 202H55ZM70 204V203H69ZM76 204V203H75ZM74 204V205H75ZM80 204V202H79V204L78 205H81ZM45 205V204H44ZM50 204H48L47 205V207L49 206ZM53 205V204H52ZM51 205V206H52ZM61 205V204H60ZM78 205H77V207H78ZM2 206V205H1ZM13 206V205H12ZM19 206V205H18ZM23 206V205H22ZM28 206V205H27ZM34 206H36V205H34ZM38 206V205H37ZM42 206V205H41ZM41 206H39L37 209L39 210V208L41 207ZM50 206V207H51ZM58 206V205H57ZM8 207V206H7ZM14 207V206H13ZM17 207V206H16ZM15 207V208H16ZM20 207H21V205H20ZM32 207H33V205H32ZM53 207V206H52ZM55 208H56V205L54 206ZM67 207H68V205H67ZM81 207H82V205H81ZM88 207V206H87ZM87 207H86V209H87ZM9 208V207H8ZM19 208V207H18ZM36 208H33L34 210H37ZM42 208H43V206H42ZM42 208H40V209H42ZM85 208V207H84ZM3 209V208H2ZM11 209V208H10ZM23 209V208H22ZM22 209H21V211H22ZM26 209V208H25ZM29 209V208H28ZM32 209V208H31ZM47 210L49 209V208H46ZM75 208L73 207V209L71 210V211H73ZM82 209V208H81ZM14 210V209H13ZM17 210V209H16ZM49 210H51V209H49ZM53 210V209H52ZM52 210H51V212H52ZM84 210V209H83ZM2 211V210H1ZM19 211V210H18ZM16 211L17 213H19L20 215H23V214H21V211ZM15 212V213H16ZM23 213H24V211H22ZM32 212H35V211H33L32 210ZM75 212V211H74ZM82 212V211H81ZM80 212V213H81ZM85 212H86V210H85ZM3 213H4V211H3ZM2 213V214H3ZM9 213H10V211H9ZM9 213H8V215H9ZM26 213V212H25ZM31 213V212H30ZM53 213V212H52ZM80 213H78V214H76V215H79ZM14 214V213H13ZM12 214V215H13ZM27 214V213H26ZM44 214H46V213H44ZM83 214V213H82ZM87 214V213H86ZM6 215H7V213H6ZM7 215V216H8ZM14 215H16V218H17V214H14ZM47 216H49L50 217V215L51 214H49V212H48V214H46ZM45 215V216H46ZM75 215V216H76ZM3 215H1V217H2ZM4 216H5V214H4ZM10 216H11V214H10ZM19 216V215H18ZM47 216H46V219H47V221H49V218H47ZM70 216V215H69ZM80 216V215H79ZM83 216V215H82ZM1 217H0V220H1ZM20 217V216H19ZM78 217V216H77ZM5 218V217H4ZM14 219V220H17V219ZM69 218V217H68ZM2 219H3V217H2ZM20 219V218H19ZM2 221V220H1ZM13 221V220H12ZM96 222V221H95ZM1 223V222H0ZM15 224V223H14ZM7 225H8V227H9V223H7ZM99 225V224H98ZM102 225V224H101ZM6 226V225H5ZM4 226V227H5ZM104 226V225H103ZM107 226V224H105V227ZM1 224H0V229H1ZM12 227H13V225H12ZM101 227V226H100ZM3 228V227H2ZM6 228H7V226H6ZM108 228V227H107ZM98 229V228H97ZM5 230H7V229H5ZM4 230V231H5ZM11 230V229H10ZM94 231H95V229H93ZM99 231H101L100 229H98ZM104 230V229H103ZM106 230V229H105ZM2 231V230H1ZM3 233V232H2ZM7 233V232H6ZM13 233V232H12ZM95 233V232H94ZM97 233V232H96ZM12 236V235H11ZM81 239V238H80ZM82 241V240H81ZM80 241V242H81ZM84 241H86V240H84ZM79 242V241H78ZM79 244V243H78ZM83 244V243H82ZM81 244V245H82ZM84 244H85V242H84ZM87 244H89V242L87 241ZM92 244H94V243H92ZM92 244H89V245H83V246H81V247H77L76 248V250H78V254H80L79 255V264H109L110 262H112L111 260H114L115 261V259H113V256H115V254H117L118 252H115V254L112 252L111 253V251L113 250L114 251V247H112L113 249H109V251H108V253L105 251V249H108V248H110L109 246H111L110 244H112V243H110L109 244V246L107 245V244H105L104 243V245H106V246H108L107 248H106V246H105V248H104V246H103V248H104V250L103 251H105L106 252V254H104L103 253V251L102 250H100L101 248H99V249H97L98 247H92ZM0 246H1V244H0ZM78 246V245H77ZM2 247V246H1ZM0 247V248H1ZM96 248V249H95ZM70 249H72L71 247H70ZM115 249H116V247H115ZM65 250V249H64ZM68 250H69V248H68ZM68 250H65V254L67 255V253H66V251H68ZM117 250V249H116ZM0 251H2L3 252V250L1 249ZM70 251H72L73 252V250H70ZM119 251V250H118ZM64 252V251H63ZM110 252V253H109ZM71 253V252H70ZM68 254H69V252H68ZM119 254V253H118ZM77 255V254H76ZM82 255V256H81ZM116 258V257H115ZM5 260V259H4ZM32 261V260H31ZM2 262V261H1ZM4 262H6V261H4ZM26 262V261H25ZM34 262V261H33ZM37 262V261H36ZM113 263V262H112ZM111 263V264H112ZM3 264V263H2ZM19 264H20V262H19ZM35 264V263H34ZM67 264V263H66ZM76 264H77V262H76Z\"/></svg>", "mask_w": 264, "mask_h": 264}]
</instances>
